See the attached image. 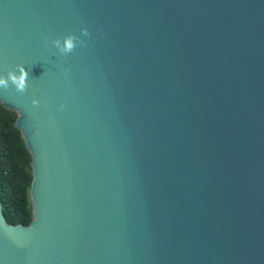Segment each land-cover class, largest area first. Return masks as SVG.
<instances>
[{"label":"water","instance_id":"water-1","mask_svg":"<svg viewBox=\"0 0 264 264\" xmlns=\"http://www.w3.org/2000/svg\"><path fill=\"white\" fill-rule=\"evenodd\" d=\"M17 65L33 222L0 204V264H264V0H0Z\"/></svg>","mask_w":264,"mask_h":264},{"label":"trees","instance_id":"trees-1","mask_svg":"<svg viewBox=\"0 0 264 264\" xmlns=\"http://www.w3.org/2000/svg\"><path fill=\"white\" fill-rule=\"evenodd\" d=\"M18 114L0 104V204L10 225L33 222L32 155L16 126Z\"/></svg>","mask_w":264,"mask_h":264},{"label":"clouds","instance_id":"clouds-1","mask_svg":"<svg viewBox=\"0 0 264 264\" xmlns=\"http://www.w3.org/2000/svg\"><path fill=\"white\" fill-rule=\"evenodd\" d=\"M91 33L87 28L81 29V36L86 37L90 36ZM47 43V41H46ZM52 44L56 49L59 50L61 55H69L71 54L77 45L86 46V41L81 37H77L75 34H69L65 37L57 38L52 41ZM18 72L15 70L9 71L7 75H0V89L7 91L10 87L15 88L17 93H24L27 91L28 88V79L29 73L26 71L24 65H17ZM70 71V69H68ZM32 104L34 106H38L40 101L38 99H33ZM60 110H63L65 105L61 104Z\"/></svg>","mask_w":264,"mask_h":264}]
</instances>
